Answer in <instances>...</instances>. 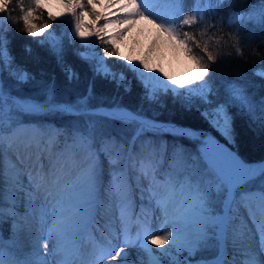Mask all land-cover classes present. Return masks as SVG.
Returning <instances> with one entry per match:
<instances>
[{
	"label": "snow or ice",
	"instance_id": "snow-or-ice-1",
	"mask_svg": "<svg viewBox=\"0 0 264 264\" xmlns=\"http://www.w3.org/2000/svg\"><path fill=\"white\" fill-rule=\"evenodd\" d=\"M158 5L166 9V15H160L151 10L149 0H56L64 11L61 18L68 17V23L72 25L71 36L73 41L78 38L83 42L86 38H95L97 46H103V57L93 67L95 75H102L111 79L118 86L129 91L125 83L123 73H116L111 66L104 63L108 58H117L125 65H138L129 70L140 73L139 79L145 81L146 91L144 99L149 102L158 100V93L167 94L169 91L177 98H182L185 103H191L194 96L199 97L200 102L208 105L201 115L208 120L230 143H234L232 130V116L229 109L237 106L241 111L249 115L254 123L259 122L264 127V98L260 101L259 114L256 104L247 94L245 88L236 83L226 86V97L221 102L215 103L209 97L215 95L211 87V76L209 62H215L217 57L209 50L208 44L197 40L196 34L185 31L195 22L194 15H186L183 9L184 0H154ZM200 2V0H196ZM209 2L222 5L225 0H209ZM10 0H0V13L5 12ZM33 7L27 9L22 16L24 28L22 31L31 37H42L45 31L52 27L50 23L38 24L37 12L43 15L44 0H32ZM103 8L104 11L98 9ZM233 16L240 20H258L264 24V0H260L257 6L250 7L244 14L233 13ZM35 17V19H34ZM56 17L48 13V19L55 21ZM103 21V23H101ZM232 23V21H229ZM151 25L154 30V38L148 43L143 55L136 54V46L140 44L139 39L133 37L140 25ZM2 25V21H0ZM5 29L0 26V65L6 60L11 75L17 83L24 84L32 77L19 66H15L14 57L8 47ZM142 34L144 29H139ZM131 40L132 47L129 51L132 55H126L121 45H127ZM50 44L51 50L56 54L58 62L63 64L62 44L51 42L46 37L38 40L37 43ZM173 53L182 52L190 57L196 65V78L203 81L198 88H191L185 91H177V81L173 79L163 68L160 72L170 81L164 88L157 89L151 83L150 77H145L141 69L147 72L153 71V63L159 56L162 57L164 48ZM194 49H199L195 52ZM31 52L30 48L25 49ZM82 55V54H81ZM64 71L69 80L78 79V74L72 71L71 67L64 65ZM264 79V69L255 73ZM209 77L207 81L204 77ZM181 89L184 85L179 86ZM6 102L18 107L28 113H49L52 111H68L67 107L58 104L38 103L31 100H18L16 97L7 95L2 84H0V153L4 151L3 129L5 124ZM111 117L119 120L136 121L137 114L121 109L119 106L108 113ZM142 128H156L154 123L140 120ZM179 131V130H177ZM205 158L208 160L212 176L205 180L200 176L192 177L186 175L182 180H177L176 169L166 175L163 182L156 180V161L145 159L139 161L141 173L149 177L154 195L155 210L161 213L162 224L159 231H154L145 220L143 226L135 236L129 234L125 228L122 237L116 234L111 235L110 241L105 243L97 253L99 260H93L91 264H107L108 260L118 261V264H161V257H169L170 264H192L190 259L197 252L216 248L218 255L211 260L196 261V264H264V163L259 166L246 164L237 158L236 155L220 147L211 138L203 141ZM112 165L117 160L110 161ZM6 180L15 183L16 173L5 172ZM53 186H59L61 177L53 173ZM259 179L261 188L259 192L241 191L244 186ZM47 181L45 177L37 178L36 188L39 190ZM79 187L71 203L66 202L63 195H52L51 203L43 209L44 215L51 218L52 227L46 230L44 235H37L34 238L32 252L24 258L17 257L18 235L20 226L14 223L13 237L5 242L0 236V264H48V260L42 252L48 255L60 253L59 264H76V238L89 226L92 210L98 202L101 194V179L99 168L95 161L85 167L78 177ZM10 191L12 189H9ZM109 195L118 196L121 206V219H125L129 209V188L126 175L122 168H113L112 180L107 189ZM183 200L177 201V193ZM213 193L222 194L224 199L223 212L215 213L212 199ZM242 200H255L260 207V218L257 221L252 215L253 223L256 226V233L259 238L260 253L256 255L249 246V237L244 232H239L233 225V208L236 203V196ZM31 196V194H30ZM48 208L51 212H48ZM8 215H14L9 211ZM5 216L4 208L0 207V222ZM30 229L31 225H25ZM55 238L57 243L49 250V242ZM171 245L169 248H162L156 252L155 247ZM231 247L234 254L228 259V249ZM137 248L142 256L136 260L130 259L131 253L126 249ZM176 253L177 255H173ZM187 253L181 258L178 254ZM240 256V259H237ZM144 257H147L145 260Z\"/></svg>",
	"mask_w": 264,
	"mask_h": 264
},
{
	"label": "trees",
	"instance_id": "trees-1",
	"mask_svg": "<svg viewBox=\"0 0 264 264\" xmlns=\"http://www.w3.org/2000/svg\"><path fill=\"white\" fill-rule=\"evenodd\" d=\"M260 0H225L222 5H215L201 22L208 23V28L202 35L196 31L197 40L202 38L208 44L209 50L217 57L215 62H209L211 87L215 95L209 98L213 102H221L226 97V86L236 83L243 86L257 107L259 114L260 101L264 98V79L255 73L264 69V24L258 20H233V13L244 14L250 7L257 6ZM32 0H10L7 15L10 26L6 32L8 47L14 57L15 66H19L32 77L28 82L19 84L16 79L2 71L5 85L21 87L19 96L44 101L50 97L55 103L72 104L77 100H85L91 109L100 107H125L148 118L175 123L188 127L202 134H210L232 148L246 163L264 161V127L259 122L254 123L248 114L237 106L229 109L232 116L234 143L224 137L202 115V105L198 102L185 103L180 98L172 100L168 96L158 98L155 102L144 99L146 87L117 58H108V65L118 73H123L129 91L118 86L111 79L95 75L90 63L85 59L84 50L75 42L64 48L63 64L58 62L50 44L37 43L42 37H31L22 31L24 28L22 16L24 11L32 8ZM36 23H50L58 33L62 28L58 21L48 19V12L43 9V15L37 12ZM35 19V17H34ZM232 21V23H229ZM200 27V26H199ZM188 31V30H187ZM45 34V33H44ZM30 48L31 52L25 49ZM103 53V46H100ZM199 52V49H194ZM82 54V55H81ZM104 54V53H103ZM64 65L71 67L78 74V79L69 80L64 71ZM207 80L209 77H205ZM16 83L15 86L11 85ZM21 123L35 124L41 129L57 128L61 141L73 140L83 134L91 137L97 143L96 147L103 156V171L105 176L112 175L113 168H121L126 159L139 166V161L152 159L156 161L155 175L165 178L176 169L177 180L186 175L200 176L207 180L212 176L210 169L200 157L198 140L172 133L147 132L137 135L135 126L119 119L97 118L93 130L88 128L84 117L80 114H69L62 111L49 113H31L21 115ZM98 127V128H97ZM98 130V131H97ZM116 159L114 166L110 163ZM109 176V175H108ZM216 201L213 209L223 211V195L213 193ZM2 233H6V225L0 223ZM5 235V234H4ZM203 251L204 259L215 257L216 250ZM213 252V253H212Z\"/></svg>",
	"mask_w": 264,
	"mask_h": 264
},
{
	"label": "rangeland",
	"instance_id": "rangeland-1",
	"mask_svg": "<svg viewBox=\"0 0 264 264\" xmlns=\"http://www.w3.org/2000/svg\"><path fill=\"white\" fill-rule=\"evenodd\" d=\"M215 5L216 4L209 2V0H200V2L197 3L195 9L189 12V15L195 16V22L190 27L185 28V31L192 30L193 32H199V34L202 35L203 31L208 28V23L202 25L203 23L201 22L205 19L204 17L207 15V13L212 10ZM44 9L48 13H52L56 17H58L56 20L58 21L59 25H62V28L58 33H54L53 30L45 31V38L47 37L48 40L51 42H58L62 44L63 51L68 44H70L71 42H75L77 46L80 47V49L84 50L83 55L85 59L90 63L93 69V67L100 61V59L104 55L100 51V46L96 45L95 38H86L83 42H81L80 39L76 38L73 41V38L71 36V33L73 31L72 25L68 23V17L65 16L61 18V14L64 9L61 5L56 3V0H44ZM183 9L184 13L186 14L184 6ZM98 10L103 11V8H100ZM236 19H238V17L234 16L233 20ZM0 21H2V25L0 26L5 29L4 35L6 36V32L8 31V28L10 26V18L7 15V10L3 13H0ZM101 23H103V21H101ZM138 39L140 40V44L136 46V54L143 55L150 41L144 38L143 36H140V38ZM201 39L202 38H199V40ZM131 47V40L127 45H121V49L126 55H132V53L129 51ZM162 57L163 58H160L159 56L157 57V59L152 65V72H147L146 70L141 69L145 77L151 78V83L156 85L157 89L162 90L166 84L170 85V81H167L166 77L163 76V74L160 72V68H163L165 72H167L170 76L173 77V79L177 81V84L175 86L177 91H185L191 88H198L200 84L203 83V81L197 80L196 78L195 62L192 61L191 58L186 56L184 53H173L171 50L165 47L162 50ZM121 62L124 64L123 66L125 68H132L138 66H126L123 61ZM104 63L108 65L107 59L104 61ZM2 71H6V73L8 71V75L12 76L11 69L6 60L4 61L3 65H0V84L3 85L7 95L16 97L18 100L27 99L38 103L58 104L67 107L69 110L62 112L82 115L87 123L88 128L92 130L96 118L97 123L100 121L101 117L106 119H116L108 115V113L114 111L117 106L91 109L87 106L85 100H77L72 104H59L55 103L50 97H47L44 101H39L32 98L19 96L18 94L21 90V87L18 85L15 88H10L8 87V85H5V81L1 76ZM131 72L139 79L140 73L133 71ZM204 80L207 81L205 77ZM140 81L146 87L145 81ZM15 84L16 83H11L12 86H15ZM181 84L184 85L183 89L179 87ZM146 90L150 91V89L147 88ZM163 96H168L172 100H175V98H177L170 91L167 94L158 93V98ZM192 101L201 104V110H204L206 107H208V105H205L200 102L199 97L194 96L192 98ZM120 108L123 110H127L133 114H137L138 118L136 121L122 120L124 122L133 124L137 130V135H142L147 132L172 133L175 135H183L193 140H198L200 142V157L202 158L203 163H205V165L210 169V171L211 168L209 166L208 160L205 158V153L203 150V141L206 138H211L220 147L233 153L237 156L238 159L244 162L232 148H230L228 145H226L225 143L210 134H202L198 131L175 123L151 119L144 115L135 113L125 107ZM5 112L6 117L3 129L4 151L0 153V195H3V197L0 196V207L4 208L5 210V216L2 221L3 224L7 227L6 233H4L5 235H3L5 242H7L13 237L14 223L20 226V232L18 235L19 240L24 233V225L28 223L34 215H37V210L40 207L47 208V206L51 203V198L53 194L56 195V193L63 189L64 192L77 191L79 187L78 177H80L82 170L87 167L88 164L92 161H95L99 168V174L101 179V194L98 202L92 210L91 217L89 220V226L86 229L87 237L83 243L92 244V241H94L95 238H99L103 241L104 238L101 235V227L103 226L100 222V219L102 220L108 218L113 213L114 209L116 208V202L114 200V198L116 199V196L108 194L107 189L112 180V175L107 174V176H105L104 174L103 156L100 150L97 149V143H95V140H93L89 136L79 134L78 136H75L73 140L61 141L58 137L60 131L57 128H51L47 130L41 129L33 123H21V119H23V116L21 118V115H29L31 113L25 112L22 109L12 106L7 102L5 105ZM140 120L154 123L157 127L142 128V125L139 122ZM262 163H264V161L251 163L250 165L259 166ZM121 168L123 169L126 175L127 182H129L130 185V187L128 186L130 188L128 194H130V196L132 197V217L133 221L137 224L136 233L143 226L145 220L147 221L151 229L156 231L157 227L153 223V220L157 218L159 219L161 217V213L155 210L154 195L149 177L143 175L139 169V166H136L134 162H131L128 159H126L124 165ZM6 171L16 173L15 183L10 184L6 180ZM54 172L59 174L61 177L59 186H53V184L51 183V181L54 179ZM39 176L45 177L47 183L43 185L39 190H37L36 183L37 178ZM163 179L156 177V180L161 183L163 182ZM260 188L261 182L259 179H257L244 186L241 191L259 192ZM9 189L12 190L10 191ZM182 200L183 197L179 194L178 191L177 201L180 202ZM9 211L13 212L14 215H8ZM214 212L219 213L215 210ZM238 212H242L244 214V217L242 218L243 221L247 219L251 220L252 215H250V213H253L255 215L257 221L260 218V207L258 202L255 200H242L239 195L236 196V203L233 208V222L238 221V219L236 218V213ZM44 222L45 221L42 220L40 223L41 231L42 228L45 227ZM249 228L253 232H255L253 235V240L259 244V238L256 233V226L254 225V228H251L250 225ZM83 233L84 231L81 235L76 238L77 241L79 240L80 236L83 237ZM2 234V228L0 226V236H2ZM78 246L79 243L77 242L76 249ZM150 247H155L156 252H160L162 251V248H169L171 247V245H164L162 247ZM18 248H20L19 244L17 245L16 250H18ZM212 249V251L216 250V257L218 255V250L216 248ZM42 255H45L47 260H51L52 255H48L46 252H42ZM57 255H60V253H57ZM173 255L177 254L173 253ZM178 255L181 258H184L187 256V253H182ZM25 256L27 255H17L18 258H24ZM76 257L77 250L74 259H76ZM215 257L211 259H214ZM190 259L192 260V264H196V261L204 259L203 251L197 252V254L191 257ZM161 264H170V258L161 257Z\"/></svg>",
	"mask_w": 264,
	"mask_h": 264
},
{
	"label": "bare ground",
	"instance_id": "bare-ground-1",
	"mask_svg": "<svg viewBox=\"0 0 264 264\" xmlns=\"http://www.w3.org/2000/svg\"><path fill=\"white\" fill-rule=\"evenodd\" d=\"M197 3L198 2H196V0H184L183 6L185 7L186 14L189 15V12L195 9ZM149 6L153 12L158 13L160 15H166V9L162 5L156 4L154 0H149ZM141 28L144 29L142 34L139 31V29ZM150 30H151V25H146V24L140 25L138 26L137 32L133 33V37L138 39L140 38V36H143L144 38L151 41L154 38L155 33H154V30L152 31ZM127 184L130 187L129 182H127ZM75 193L76 191L64 192V189H63V190H60L58 193H56V195H63L64 198L66 199V202L71 203L75 197ZM0 196L3 197V195H0ZM128 198H129L130 206L128 209L127 216L125 217L123 221L121 219V206H120V199L118 196H116V199L114 198L116 202V206H115L116 208L114 209L113 213L108 218H105L102 220L100 219V222L102 223V226H103L101 227V230H102L101 235L104 238L103 241L100 240L99 238H95L94 241H92V244L90 243L91 245L89 243L88 244L83 243L87 237L86 230L83 233V237L82 236L79 237V240L77 241L79 243V246L77 247V257L75 259L76 264H91L93 259L98 261L99 257L97 253L102 247H104L105 243L110 241L112 234H116L122 237L125 228H127L130 235L132 236L136 235L135 233H136L137 224L133 221V217H132L133 202H132V199H131L132 197L130 196V194H128ZM43 209H44L43 207H40L37 210V215H34L33 218L28 223L25 224V225H31V228L28 229L24 227L23 229L24 233L21 236V238L18 240V244L20 248L16 250V252L18 253L17 254L18 256L19 255H29L33 250L32 246H33L35 236L44 235L46 233V230L52 227L51 218L49 215L43 214ZM48 212L49 213L51 212L50 208L48 209ZM243 217H244V214L242 212L236 213V218L238 219V221L233 222V225L237 229V231L244 232V234L249 237L248 243H249L250 248L254 251L256 255H259L260 245L253 240L254 239L253 235L255 232H253L249 228L250 225H251V228H254L253 219L251 218V220L249 219L250 221L248 219L243 221L242 220ZM42 220L45 221L44 222L45 227L42 228V231H41L40 223ZM240 221H243V222H240ZM153 223L157 227L156 231H159L161 224H162V218L160 217L159 219L158 218L154 219ZM3 235L4 234H2V237ZM56 243H57V240L53 238L49 242V250H52L53 246ZM126 251H129L131 253L130 259L132 260H136L138 256L143 255L142 253H140L139 249L137 248L126 249ZM233 254H234V250L231 247H229L228 259H231ZM61 258H62L61 255H57L56 253L55 255H52L51 260H48V264H59V261ZM240 258H241L240 256H237V259H240ZM144 259L146 260L147 257H144ZM107 264H118V261L108 260Z\"/></svg>",
	"mask_w": 264,
	"mask_h": 264
}]
</instances>
